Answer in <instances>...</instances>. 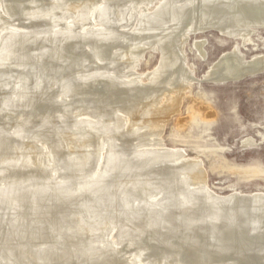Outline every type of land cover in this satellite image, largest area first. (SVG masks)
Listing matches in <instances>:
<instances>
[{"label": "bare ground", "instance_id": "obj_1", "mask_svg": "<svg viewBox=\"0 0 264 264\" xmlns=\"http://www.w3.org/2000/svg\"><path fill=\"white\" fill-rule=\"evenodd\" d=\"M259 28L264 0H0V264H264V190L216 192L163 135L198 81L189 37ZM209 69L237 80L264 54L236 42Z\"/></svg>", "mask_w": 264, "mask_h": 264}, {"label": "rangeland", "instance_id": "obj_2", "mask_svg": "<svg viewBox=\"0 0 264 264\" xmlns=\"http://www.w3.org/2000/svg\"><path fill=\"white\" fill-rule=\"evenodd\" d=\"M189 38L185 48L187 62L194 68L198 81L194 82L191 95L184 98L181 112L168 121L163 134L166 143L184 147L187 154L199 156L209 171L211 187L218 193L264 190V71L233 81L213 82L205 78L212 64L236 42L240 43L246 58L264 54V28L257 29L247 45L216 30L192 34ZM196 40L205 41V57L196 48ZM159 59L158 50L148 49L137 71L140 74L152 71ZM199 101L212 106L215 115L209 118L211 123L200 114L203 110L199 109ZM193 110L196 116L189 118ZM184 118L186 126L181 129L178 121ZM249 139L255 143L245 144ZM233 167L249 169L233 171ZM257 167L262 172H250Z\"/></svg>", "mask_w": 264, "mask_h": 264}, {"label": "water", "instance_id": "obj_3", "mask_svg": "<svg viewBox=\"0 0 264 264\" xmlns=\"http://www.w3.org/2000/svg\"><path fill=\"white\" fill-rule=\"evenodd\" d=\"M240 79H241V78H240ZM237 80H238V79H237ZM226 81H233V80H232V79H229V80L227 79Z\"/></svg>", "mask_w": 264, "mask_h": 264}]
</instances>
